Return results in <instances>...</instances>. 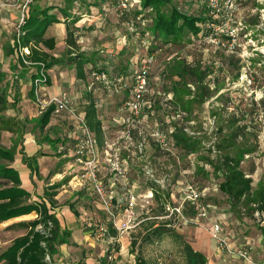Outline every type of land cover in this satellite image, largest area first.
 I'll list each match as a JSON object with an SVG mask.
<instances>
[{
	"label": "rangeland",
	"instance_id": "obj_1",
	"mask_svg": "<svg viewBox=\"0 0 264 264\" xmlns=\"http://www.w3.org/2000/svg\"><path fill=\"white\" fill-rule=\"evenodd\" d=\"M37 1L42 7L56 6V9L50 12L55 13L62 20L58 7L64 6L63 1L32 0L31 4ZM162 1L164 12H169L174 7L182 14L197 16L211 9L209 0ZM164 1L168 2L165 6ZM215 4L221 9L219 15L212 16L216 22L215 27H218L220 39L226 43L229 32L235 35L233 53L206 43L205 35L210 32L206 30L207 25L204 26V32L200 38L191 37L184 42L166 46L159 45L160 41H154L161 48L155 50L156 47H152L147 51L141 42V30H137L136 33L129 32L125 25V17L120 15L115 0H106L104 4L100 0H75L70 12L74 16L81 17L75 24L79 52L83 53L85 58L93 60L84 66L85 72L95 63L111 73H127L131 66H135L137 62L153 54L148 96L154 101L150 123L152 127L157 125L160 130L169 133V144L167 149H161L156 142L149 140L144 144L143 153L133 156L130 177L138 186L137 191L143 193L149 189V186L154 185L162 195V202L172 207L179 201L180 189L184 185L193 184L203 193V203L224 218V227L226 225L231 235L235 234L242 240L243 236L249 232L255 237L259 236L260 232H264V213L255 215L256 206H250L246 201L231 206L227 197L219 191V184L222 181L221 173L213 171L207 162L216 163L223 152L218 141L220 137L218 128L222 127L224 132L231 131L234 126L230 124V121L237 120L238 125L243 124L246 128L244 131L241 130L238 144L253 149L251 153L244 156L241 170L245 175L253 172L252 177L255 182L259 179L264 182V0H216L213 5ZM92 6L95 7L92 8ZM104 7L106 10L103 9ZM134 11L132 8L126 12V15L132 19ZM208 13L212 14L210 11ZM1 29L0 26V31ZM50 30L49 33L57 37L62 28L52 25ZM14 31L16 32L14 26L10 33L1 31V42L5 45L9 44L12 38L10 34L15 33ZM64 48L63 39V43L56 42L55 49L50 53L61 58ZM183 62L186 65L192 64L212 69L211 76L209 75L205 80L210 97L204 98L203 101L195 98L196 102L191 103L188 112L181 110L182 108L180 109L177 105L179 100L175 101L172 96L173 90L177 88L181 100L192 98L185 95V83L177 77L179 67L182 65L180 63ZM62 65L64 66L60 70L66 72L65 80H63L66 87L61 86V89L75 101V110L79 113L83 107L81 102L85 99L83 95L85 84L83 80L74 81V69L71 67L67 69L64 63ZM6 67L7 65H1V68ZM10 76L7 71L4 80H10ZM190 86L193 89V86ZM216 88H218L217 91ZM7 96L12 98L11 93ZM18 96L15 95V100ZM91 96L101 104L97 108L98 117L107 134L115 138V134L121 131V122L126 115L121 108L123 96L105 93L98 87L93 88ZM33 102L34 99L26 101L28 109L35 108V102L34 104ZM57 120L62 127L61 134L69 135L72 131H78L69 114H61ZM174 129L181 130L197 143V151L193 153L196 159H192L196 163L192 162L189 155H185L183 149L175 145L171 136V131ZM123 145L121 142V146ZM6 163L0 160V168ZM202 168L205 170L204 173L201 171ZM147 169L152 170L154 178L160 183L156 184L147 177L145 173ZM71 170L73 169L68 166L63 168L61 176L53 179V184L49 180L52 173L46 178V182L51 185L45 188L56 186V190L52 191L56 192V207L67 204L70 209L72 205L78 213V216H71L70 219L60 215L61 228L69 232V235L65 238L66 243L57 246L54 255L48 258L50 264H135V256L139 250L149 262L158 259L160 264H172L173 258H169L168 255L174 251V248L169 241L138 246L144 233V227L141 224L152 221L157 211L158 205L155 200L152 199L150 205L143 211L138 208V211L143 213L139 214L134 221L137 223L134 229L112 235L106 211L89 192L74 186L75 172ZM5 186H10V183L0 177V188ZM128 190H131L130 185L119 184V196H125ZM75 194L78 195L77 198L74 197ZM166 194H169V202H167ZM119 212L120 210H117L116 213ZM183 213L187 218L194 215L188 206L184 207ZM22 218L11 221L7 226L0 224V252L15 238L26 232V228L20 225L21 223L34 220L33 215ZM157 219H171L173 228L191 243L193 240L186 234L191 229L201 230L208 235L204 228L191 221L183 223L174 216ZM67 224L70 225V229L66 227ZM100 229H106L107 235L113 237L112 243L107 244L106 238L97 237ZM132 240L137 242V246L133 249L134 253H131ZM109 255L111 258H108Z\"/></svg>",
	"mask_w": 264,
	"mask_h": 264
},
{
	"label": "trees",
	"instance_id": "obj_2",
	"mask_svg": "<svg viewBox=\"0 0 264 264\" xmlns=\"http://www.w3.org/2000/svg\"><path fill=\"white\" fill-rule=\"evenodd\" d=\"M64 2L63 7H58V11L62 15L60 20L55 13L50 11L56 9V6L42 7L38 4L32 3L29 7L28 17L22 26L19 37L12 43L8 53H17V60L22 67L28 65L24 64L23 59L19 55V49L27 48L28 54L24 55V59L31 63L36 70L42 68L50 69L60 62L67 66H74L78 79L84 78V66L93 60L85 58L83 53L79 52L77 46V36L75 32V24L81 19L80 16H74L70 12L75 0H61ZM101 2L104 1L100 0ZM162 0H140L141 11H134V16L144 13L145 16L150 17L151 24L149 32L153 36L154 41H160L161 46L168 44H178L184 42L186 39L194 37L200 38L204 32V26L213 21L209 15V10H205L202 14L197 16L185 15L174 7H170L169 12L162 11ZM168 2L164 1V6ZM168 11V10H167ZM125 20L129 19L127 15ZM62 23L65 27V48L61 58H55L50 52L56 47L54 37H47L46 31L52 25ZM207 30V28H206ZM208 31V30H207ZM156 43L155 50L161 48ZM150 48V49H151ZM179 67L177 76L185 85V95L191 96V99L184 98L181 100L178 96V89H174L172 96L177 102L181 110L188 112L191 103L196 102L195 98L201 101L204 98L210 97V91L205 80L212 73L209 67H199L196 65L184 62ZM97 64L90 66L95 68ZM105 69V68H104ZM187 80V82H186ZM180 85V84H179ZM193 86V89L190 87ZM218 88H216V91ZM183 98V97H182ZM53 108L49 107L40 115V122L46 125ZM85 123L89 130L95 136L99 146L107 136V132L98 117V110L95 106L94 100L90 99L84 106L83 111ZM234 126L231 131L223 132V128H218L220 135L219 142L222 155L218 158L216 163L207 162L212 167L213 171L220 172L222 181L219 184V191L224 194L229 200L231 206L239 204L246 200L251 195V179L245 177V173L241 170V162L243 155L249 150L245 149L237 142V137L242 134L241 130H245L243 124L238 125L237 120L230 121ZM174 143L177 147L184 150L185 155H190L197 151V143L187 137L181 130L174 129L171 133ZM230 151H233L232 154ZM0 160L7 163L13 161L12 151L4 150L0 147ZM27 160V161H26ZM23 161L31 171H36L33 158H24ZM209 161V160H208ZM204 173V168L201 169ZM0 177L8 180L10 186L0 188V223L7 222L11 219L35 214L34 220L21 223L20 225L26 228V232L15 238L11 244L0 253V264H50L48 258L52 257L56 252V247L66 243V237L69 232L62 230L60 223L55 215L54 209L57 206L55 200L56 186L45 188L41 200H31V194L23 190L20 186V181L17 172L9 165H3L0 168ZM153 191V200L157 203V211L153 215V220L148 224H141L144 228V233L138 246L161 244L164 241H169L173 245V250L168 256L173 258L172 264H208L207 257L196 249L193 243L187 241L175 228H173L170 220H158L159 217L168 215L166 210V202H162V195L158 192L156 187L149 186ZM85 191V190H84ZM167 202L169 194H166ZM253 203H257V209L264 212V191H256L250 198ZM246 203L247 202L246 200ZM67 205V204H65ZM71 212L76 217L77 211L70 205ZM172 216H170L171 218ZM110 230V229H109ZM115 235L114 230L111 231ZM137 246L136 240L131 241V253H134V248ZM135 264H160L155 260L149 262L142 255L140 250L135 256Z\"/></svg>",
	"mask_w": 264,
	"mask_h": 264
},
{
	"label": "built area",
	"instance_id": "obj_3",
	"mask_svg": "<svg viewBox=\"0 0 264 264\" xmlns=\"http://www.w3.org/2000/svg\"><path fill=\"white\" fill-rule=\"evenodd\" d=\"M115 1L121 16H125L126 12L132 8L135 11H141L140 0ZM209 1L211 4L209 11L212 13L210 16L219 15L221 9L217 4L213 5L216 0ZM31 2L32 0H24L21 6L22 12L16 28V39L21 33L22 26L27 18L26 11ZM150 24V17H146L144 13L125 20V25L130 33L141 30V42L147 51L151 46L156 45L153 36L149 32ZM215 24V20L206 24L207 30L212 31L205 35L206 43L214 45L217 49L222 48L228 53H233L235 35L229 32V38L224 43L219 37L220 35L217 32L219 30L218 27H215ZM26 54H28L27 48L19 49V55L24 64L32 65L24 59ZM152 60L153 54H150L141 62H137L135 66H131L127 73H111L109 70L97 65L89 71L88 88L98 87L105 93L115 96L122 95L121 108L126 113L121 122V131L115 134V138H111L108 134L102 146L98 145L95 136L86 125L84 113H76L75 101L67 92L63 91L44 101L40 99L39 89L40 86L46 83L47 75L42 66L34 73L33 87L39 114L45 112L49 107L53 108L52 113L55 115L67 113L78 130L74 132L75 137L71 147V159L77 168L73 177L74 186L89 192L96 198L106 211L111 229L116 233L129 232L134 229L137 226L134 221L139 217V214L143 213H140V211L149 206L153 199L152 189H148L143 193L137 191L138 186L130 177L133 156L142 154L144 144L148 143L149 140L156 142L161 149H167L169 144V133L160 130L157 125L152 127L150 123L154 104V101L148 97L151 86L150 64ZM121 142L124 144L123 146H121ZM189 158L191 160L196 159L193 154H190ZM193 163H196V161ZM145 173L152 182L160 183L154 178L151 169H147ZM119 184L130 185L131 190H128L125 196H119ZM180 192L177 205L166 206L168 215L165 217L174 216L183 223L187 221L196 223L206 230L218 249L231 255L236 254L250 264L251 260L246 251L233 250L230 247V240L224 232L223 218L217 216L214 209L203 203V193L198 191L193 184L184 185ZM185 206L192 210L193 216L189 218L184 216ZM138 208L141 210L138 211ZM117 210H120V212L116 213ZM97 237L106 238L107 244L112 243L114 240L113 237L107 235L106 229H100ZM108 258H111V256L109 255Z\"/></svg>",
	"mask_w": 264,
	"mask_h": 264
},
{
	"label": "crops",
	"instance_id": "obj_4",
	"mask_svg": "<svg viewBox=\"0 0 264 264\" xmlns=\"http://www.w3.org/2000/svg\"><path fill=\"white\" fill-rule=\"evenodd\" d=\"M23 2L24 0H0L1 31L10 33L13 26L14 28H17L18 19L22 12L21 6ZM38 2L39 1L34 3L38 4ZM29 7L26 11L27 17L29 13ZM93 7L95 6H92V8ZM103 9L106 10L105 7ZM52 25L62 28L59 36L55 37L53 33H49L51 31L50 29L52 28ZM52 25L50 26L51 28L49 27L50 29L48 28L49 31L48 29L46 31L47 37H54L56 42L62 41L63 43V39H65L64 25L62 23H56ZM14 34H16V32L10 34V38H12L10 39L9 44L5 45L0 40V85H2L0 86V147L4 150L12 151L13 161L4 165H9V167L13 168L14 171L17 172L21 188L31 194V200H41L44 188L48 185H51V183L46 182V178L51 173V179L49 180H51L53 184V179H57V177L61 176V170H63V168L68 166L69 168L71 167V169H73L71 171L76 172L77 168L74 166L71 159V147L75 134L74 131L70 132L69 135L61 134L62 127L57 122L59 121L57 120L59 115L51 113L46 125H43L40 122V115L42 113L39 114V108L37 102L35 101L36 98L33 87V79L36 68L29 65L22 67L17 60V53L15 51L11 54L8 53L15 38ZM52 55L55 58H59L55 54ZM2 64L5 66L7 65V67L1 68ZM62 64L63 63L60 62L58 65L44 70L47 75V81L45 84L40 86L39 89V96L42 101L63 92L61 86L66 87L63 82V80H65L66 72L64 70H60V68L64 66ZM66 67L67 69H70L71 67L75 71L74 66ZM7 71H9L11 75L10 80H4L7 76ZM73 80L76 82L83 80L85 84V90L83 91L85 99H83L81 102L83 105L81 112L90 99L94 100L95 106L98 108L101 104L94 97L92 98L91 91H93V89L88 88V71H84L83 79H78L76 72H74ZM8 93H11L12 98L7 96ZM15 95H19L17 100L14 98ZM33 99L35 102V104L33 102L35 108L33 107L28 109L27 104L25 103L26 101H33ZM224 131L225 130L223 129V132ZM244 148L249 151L243 155V159L246 154H249L253 151L252 148L246 146ZM24 158H33L37 170L31 171L27 165V162L23 161ZM252 173L250 175H245V177L251 179V195L247 197L246 200L249 202L250 206H256L254 211L255 215L257 213L258 216L263 215L264 212L257 209V203H253L254 201H251L250 198L256 191H264V182H262V179H259L255 182L254 177H252ZM77 196L78 195L75 194L74 197L77 198ZM68 208L69 207L67 205H63L54 209L55 215L61 227L62 218H60V215L67 219H70L71 216H74L71 210ZM58 210L60 211L56 212ZM65 210H67V212H65ZM29 215H33L35 218V214L32 213ZM22 217L25 216L14 218L0 224L7 226L9 225L8 223H11V221L23 219ZM223 222L225 224L224 218ZM66 227L68 229L71 228L69 224H67ZM224 232L228 236L230 240V247L233 250L246 251V254L251 260L250 264H264V232H260L259 236L257 237L249 232V234L247 233L243 236L242 240L236 237L235 234L231 235V232L227 230L226 225L224 227ZM186 234L193 240V244L196 249L207 257L209 264H249L236 254L231 255L226 251L218 249L215 242L201 230L191 229L186 232Z\"/></svg>",
	"mask_w": 264,
	"mask_h": 264
}]
</instances>
